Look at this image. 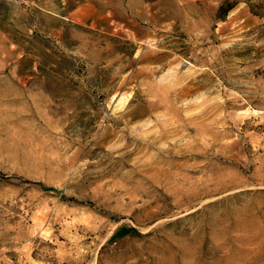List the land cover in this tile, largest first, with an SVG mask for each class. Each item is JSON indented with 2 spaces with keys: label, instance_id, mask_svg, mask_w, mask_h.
<instances>
[{
  "label": "rangeland",
  "instance_id": "rangeland-1",
  "mask_svg": "<svg viewBox=\"0 0 264 264\" xmlns=\"http://www.w3.org/2000/svg\"><path fill=\"white\" fill-rule=\"evenodd\" d=\"M248 1L0 0V264H264Z\"/></svg>",
  "mask_w": 264,
  "mask_h": 264
},
{
  "label": "trees",
  "instance_id": "trees-1",
  "mask_svg": "<svg viewBox=\"0 0 264 264\" xmlns=\"http://www.w3.org/2000/svg\"><path fill=\"white\" fill-rule=\"evenodd\" d=\"M251 11L256 14L263 16V13L261 12L262 9H264V4L262 2L252 4L250 1H248ZM235 4L234 3H229L228 1L223 2L219 9H218V17L225 20L226 16L234 8Z\"/></svg>",
  "mask_w": 264,
  "mask_h": 264
}]
</instances>
